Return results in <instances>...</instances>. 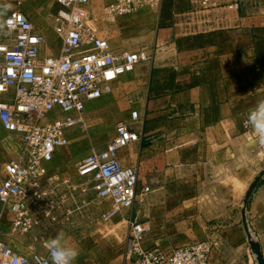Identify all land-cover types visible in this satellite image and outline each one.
<instances>
[{
    "label": "built area",
    "instance_id": "obj_1",
    "mask_svg": "<svg viewBox=\"0 0 264 264\" xmlns=\"http://www.w3.org/2000/svg\"><path fill=\"white\" fill-rule=\"evenodd\" d=\"M27 1L16 0V8L4 19L6 32L0 34V95L8 96L0 100V118L4 129L18 138L13 156L0 169V264H51L49 250L24 254L9 243L1 231L6 216L11 217L13 231L44 237L60 223L72 221L78 194L91 190L112 200L100 214V220L109 223L123 209L132 208L140 192L153 191L150 185L140 188L138 165L121 161L120 151L143 138V128L127 122L117 125L116 136L105 149L79 162L78 175L86 182H57L52 164L69 144L71 127L85 102L111 93L121 76L135 71L150 55L146 48L114 50L110 38L101 35L97 24L90 23L92 16L83 11L91 0H51L63 8L53 15L60 51L43 57L47 38L22 9ZM162 4L163 0H111L103 14L116 18ZM140 117L139 110L132 111L135 123ZM243 125L247 138H255L252 127ZM124 221L123 264L212 262L214 245L209 240L163 251L146 245L151 232L147 222L132 215Z\"/></svg>",
    "mask_w": 264,
    "mask_h": 264
},
{
    "label": "crops",
    "instance_id": "obj_2",
    "mask_svg": "<svg viewBox=\"0 0 264 264\" xmlns=\"http://www.w3.org/2000/svg\"><path fill=\"white\" fill-rule=\"evenodd\" d=\"M163 2L161 10L151 9L152 59L140 105L143 138L129 159L163 176L156 190H163L165 203L214 209L208 221L217 225L208 236L226 246L213 250L211 264H228L224 259L246 249L236 246V239L248 241L244 198L264 170L257 143L243 125L264 100V0ZM22 9L33 19L29 7ZM60 41L52 54L59 53ZM247 218L264 255V177L249 200ZM96 255L85 249L80 263L97 264ZM116 256L106 264H123L124 248ZM249 259L254 264L250 254Z\"/></svg>",
    "mask_w": 264,
    "mask_h": 264
},
{
    "label": "rangeland",
    "instance_id": "obj_3",
    "mask_svg": "<svg viewBox=\"0 0 264 264\" xmlns=\"http://www.w3.org/2000/svg\"><path fill=\"white\" fill-rule=\"evenodd\" d=\"M110 1L91 0L83 8V11L93 18L90 23L97 24L100 34L110 38L113 49L137 50L146 48L150 59L143 63V67L139 66L135 71L121 76L115 82L111 93L100 99L85 102L75 124L71 127L69 144L59 150L52 164L53 170L56 171L58 183H64L66 179H70L75 185L86 182L78 175L79 162L93 151L105 149L116 136V128L119 123L127 122L136 127L144 125L145 119L142 116L139 122L135 123L131 118V113L135 109L141 113L140 105L147 85L145 72L152 59L151 52L147 47L151 42V31H153L151 30V9L159 11L163 4L160 7L143 6L130 15L112 18L103 14L104 7ZM25 7H29L33 11L35 14L33 21L46 35L47 40L42 45L43 53L41 55L45 57L49 52L57 53L60 38L54 29L53 15L62 11L63 8L51 0H30L25 3ZM15 8V0L0 1V27L3 33L7 29L4 19ZM155 13V18H157L158 12ZM1 97L3 95H0ZM251 134L255 138L250 141H256L257 154L260 159L264 160V146L259 143L254 129ZM140 142L137 141L121 150V153H124L120 156L124 165L133 166L137 164L130 163L129 158L133 157V154L136 155V152L141 149V146L138 145ZM17 143L18 138L14 134L3 130L0 118V166L8 160L7 158L13 156ZM155 171L145 166L141 168L139 182L140 188L144 185H150L154 191L148 194L140 192L135 205L130 209H123L109 223L100 221V214L104 209L108 210L112 206V200L102 199L90 190L87 195H77V201L73 203L72 221L60 223L50 234L44 237L36 236V238L32 235L13 231L10 216H6L2 221L1 231L9 243L24 254H31L34 251L45 254L48 250L47 242L59 234L63 236L65 244L74 246L79 250V256L74 264H81L82 253L85 249L93 250L99 254V256H95L96 259L99 258V261L96 260L97 264H106L105 260L110 262L117 257L116 252L119 248L120 250L124 248L125 253L127 225L126 222L120 224L118 221L133 215L151 226V232L146 241L148 246L166 251L175 247L188 246L201 240H209L213 242L214 250L222 248L223 251L226 245H223L219 238L212 239L208 236L211 230H215L212 226L217 225L208 221L213 216L214 209L206 205L198 208L185 206L179 201L174 205L165 203L163 190H156L163 185V176ZM90 186L91 184H89ZM173 193L177 196V192ZM236 242L237 247L246 249L240 250L236 255L231 254L228 260H224L228 264H237L240 260L244 264H249L250 254L254 264H258L249 240L247 241L244 237V241L242 238V240L236 239ZM106 249L109 250L105 251Z\"/></svg>",
    "mask_w": 264,
    "mask_h": 264
},
{
    "label": "clouds",
    "instance_id": "obj_4",
    "mask_svg": "<svg viewBox=\"0 0 264 264\" xmlns=\"http://www.w3.org/2000/svg\"><path fill=\"white\" fill-rule=\"evenodd\" d=\"M245 126H251L260 144H264V100H261L250 111L247 119L244 121ZM62 235L57 234L47 242V248L50 252L51 264H74L79 256V250L65 244Z\"/></svg>",
    "mask_w": 264,
    "mask_h": 264
},
{
    "label": "water",
    "instance_id": "obj_5",
    "mask_svg": "<svg viewBox=\"0 0 264 264\" xmlns=\"http://www.w3.org/2000/svg\"><path fill=\"white\" fill-rule=\"evenodd\" d=\"M263 177H264V170L252 182L250 188L248 189L245 195L244 204H243L244 224H245V228L248 234V240H249L250 246L257 258L258 264H264V255L262 253L260 242L258 241V239L255 238V236L252 233V230H251L248 218H247V208H248L249 200L254 190L256 189L257 185L260 183Z\"/></svg>",
    "mask_w": 264,
    "mask_h": 264
}]
</instances>
